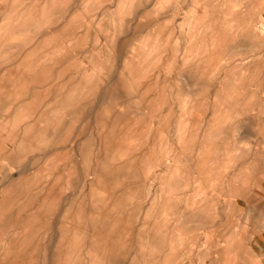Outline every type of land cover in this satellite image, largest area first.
<instances>
[{
  "label": "rangeland",
  "instance_id": "374dc122",
  "mask_svg": "<svg viewBox=\"0 0 264 264\" xmlns=\"http://www.w3.org/2000/svg\"><path fill=\"white\" fill-rule=\"evenodd\" d=\"M264 0H0V264H263Z\"/></svg>",
  "mask_w": 264,
  "mask_h": 264
},
{
  "label": "crops",
  "instance_id": "0c3cea01",
  "mask_svg": "<svg viewBox=\"0 0 264 264\" xmlns=\"http://www.w3.org/2000/svg\"><path fill=\"white\" fill-rule=\"evenodd\" d=\"M255 240L257 252L261 256V261L264 264V233L257 236Z\"/></svg>",
  "mask_w": 264,
  "mask_h": 264
}]
</instances>
